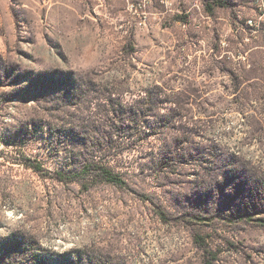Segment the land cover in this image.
<instances>
[{
  "label": "rangeland",
  "instance_id": "1",
  "mask_svg": "<svg viewBox=\"0 0 264 264\" xmlns=\"http://www.w3.org/2000/svg\"><path fill=\"white\" fill-rule=\"evenodd\" d=\"M0 264H264V0H0Z\"/></svg>",
  "mask_w": 264,
  "mask_h": 264
},
{
  "label": "trees",
  "instance_id": "2",
  "mask_svg": "<svg viewBox=\"0 0 264 264\" xmlns=\"http://www.w3.org/2000/svg\"><path fill=\"white\" fill-rule=\"evenodd\" d=\"M35 168H39V165H34ZM93 165H86L82 169V173L89 172L90 169L92 168ZM95 166V165H94ZM96 170L99 171V175L101 177V180L105 182H110L114 183L120 186H123L126 184V181L121 177L120 174L113 172L111 169L107 168L106 166L103 165H98V167L95 168ZM60 176L63 177L65 175H62L63 173L59 172Z\"/></svg>",
  "mask_w": 264,
  "mask_h": 264
}]
</instances>
